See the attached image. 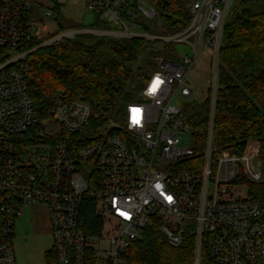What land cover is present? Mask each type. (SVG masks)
<instances>
[{
  "label": "built area",
  "instance_id": "obj_1",
  "mask_svg": "<svg viewBox=\"0 0 264 264\" xmlns=\"http://www.w3.org/2000/svg\"><path fill=\"white\" fill-rule=\"evenodd\" d=\"M234 1L191 0L185 29L151 33L137 17H156L152 0H86L105 27L76 25L43 36L38 21L51 19L56 0L38 20V0H0V264H16L15 222L34 206L48 214L56 264H142L128 263V248L149 224L174 246L193 228V264H202L205 247L217 264H264V211L248 185L264 181L257 147L237 154L215 144L220 54ZM86 33L175 49L165 51L140 95L116 117L62 88L38 104L30 90L32 50L21 48L38 36L46 46ZM205 50L211 80L207 122L199 126L179 99L192 96L189 79ZM28 131L36 142L23 140ZM182 134L191 145L180 144ZM86 201L103 218L100 234L85 230Z\"/></svg>",
  "mask_w": 264,
  "mask_h": 264
},
{
  "label": "trees",
  "instance_id": "obj_2",
  "mask_svg": "<svg viewBox=\"0 0 264 264\" xmlns=\"http://www.w3.org/2000/svg\"><path fill=\"white\" fill-rule=\"evenodd\" d=\"M152 4L157 10L154 19L137 17L144 31L174 33L189 25L191 0H152ZM55 16L57 27L48 36L68 27L61 18L60 5L55 8ZM91 26L103 28L105 24L96 16ZM45 38L38 36L21 48L32 50L27 61L34 76L30 90L36 102L51 100L62 88L114 117L140 95L165 51L175 49L174 45L145 38L87 33L42 46ZM185 115L194 124L205 126L207 105H195ZM23 138L28 144L36 142L31 131ZM251 140L257 142L256 157L264 172V0H235L220 54L215 144L241 154ZM248 185L249 195L261 202L264 211V181ZM84 206L86 232L100 234L103 218L96 214L95 202L86 201ZM186 233L183 244L174 246L157 224H149L141 238L131 240L128 263L193 264L196 235L193 228ZM46 257V264H56L54 247ZM202 264H217L207 247Z\"/></svg>",
  "mask_w": 264,
  "mask_h": 264
},
{
  "label": "rangeland",
  "instance_id": "obj_3",
  "mask_svg": "<svg viewBox=\"0 0 264 264\" xmlns=\"http://www.w3.org/2000/svg\"><path fill=\"white\" fill-rule=\"evenodd\" d=\"M60 4L61 18L68 27L78 25H90L94 21V13L86 8V0H56ZM34 4V17L38 20L45 15L46 9L53 5L52 0H38ZM54 15L51 19H46L45 24L38 21L41 28V34L47 36L50 31L57 27V21ZM210 51L205 50L202 54L199 64L194 73L190 76L189 82L193 88V94L188 99L180 98L179 101L187 109L195 105H203L209 93L211 80V63L209 61ZM192 139L187 134H182L180 144L191 145ZM257 142L251 140L247 146L250 151L256 150ZM247 150V149H246ZM46 210H39L35 213L32 208H26L24 212L17 217L15 222V234L11 238L16 264H46V253L53 247L54 238L50 231L46 229L43 216ZM48 215V214H47Z\"/></svg>",
  "mask_w": 264,
  "mask_h": 264
},
{
  "label": "crops",
  "instance_id": "obj_4",
  "mask_svg": "<svg viewBox=\"0 0 264 264\" xmlns=\"http://www.w3.org/2000/svg\"><path fill=\"white\" fill-rule=\"evenodd\" d=\"M41 209H43V208H42V207H39V206H34V207H32V210H33L35 213H38L39 210H41ZM42 220L44 221V224H46V229H47L48 231H50V227H49V218H48L47 212H46V214H44ZM14 229H15V228H14ZM14 234H15V231H14Z\"/></svg>",
  "mask_w": 264,
  "mask_h": 264
}]
</instances>
